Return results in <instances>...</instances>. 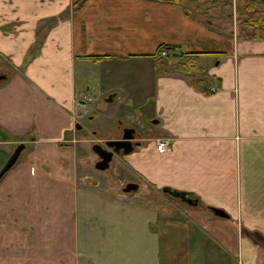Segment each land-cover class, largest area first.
Masks as SVG:
<instances>
[{
  "label": "crops",
  "instance_id": "obj_1",
  "mask_svg": "<svg viewBox=\"0 0 264 264\" xmlns=\"http://www.w3.org/2000/svg\"><path fill=\"white\" fill-rule=\"evenodd\" d=\"M201 17L134 0H0V170L25 146L0 181V264H264V40ZM188 57L206 74L199 85L174 70ZM83 96L126 106L103 141L135 132L140 145L119 158L127 184L198 205L80 178ZM147 101L151 120L137 127Z\"/></svg>",
  "mask_w": 264,
  "mask_h": 264
},
{
  "label": "rangeland",
  "instance_id": "obj_2",
  "mask_svg": "<svg viewBox=\"0 0 264 264\" xmlns=\"http://www.w3.org/2000/svg\"><path fill=\"white\" fill-rule=\"evenodd\" d=\"M215 1L216 0H186L185 5L190 7L191 14H195L200 17L202 16L201 18L203 19L213 20L214 18H217L218 15V24L225 25V27H228V31H234L239 37L241 35V28L239 26L237 13L235 11L236 0L231 1L232 11H229L228 8L223 6V4L228 2V0H223L222 2ZM174 61L175 60L172 59L168 62L172 63ZM150 106V101H147L146 109L140 108L138 111L139 117L137 116V119L135 120L132 119V121H135V125L138 124L136 125L137 127L141 126V128H144L149 125L151 116L146 110H148ZM92 108L93 114L90 116L92 119L90 120L89 118H85L80 121L82 130L75 138L78 141V144L76 145L79 147L83 165H81V167H77L78 176L80 178L85 176L84 178L88 183H90L91 187L97 188V190H102L104 185H108L110 183L111 186L115 187L116 190L121 192V189L127 185L129 180H131L130 178H132V176H129L125 162L121 161L122 159L120 160L119 158L114 157L110 163L109 169L103 172L96 171L94 169V165L98 159L92 153L91 148L93 145H101L98 143L99 140L107 138L110 134L115 135L118 133V123L121 122L122 118L119 116V113L122 110L125 111L126 106H122L121 110H119V103L108 105L101 100L98 103L93 104ZM92 133L95 134V137L91 135ZM98 184H100L99 187L97 186ZM143 195L157 199L161 198L162 196L163 198L161 199L171 200L180 206H186L176 200H172V198L169 199L166 195L160 196L159 194H153L152 192L145 191L144 188H142L139 193L135 195H128V197L138 199L139 197H143ZM6 251L7 249L5 248L4 253ZM228 264H237V262L235 263V260L233 261V259L230 258Z\"/></svg>",
  "mask_w": 264,
  "mask_h": 264
},
{
  "label": "trees",
  "instance_id": "obj_3",
  "mask_svg": "<svg viewBox=\"0 0 264 264\" xmlns=\"http://www.w3.org/2000/svg\"><path fill=\"white\" fill-rule=\"evenodd\" d=\"M134 1H143L150 2L159 5H167L172 7H182L185 6L186 0H134ZM208 1V0H204ZM217 2H222L223 0H216ZM215 1V2H216ZM232 0H228L223 4L224 7L228 8L229 11H232ZM235 11L237 13V19L239 26L241 28L240 39L244 41H262L264 40V2L260 0H236ZM173 49L168 46H160L157 52V55L161 57L162 53H165V60H170L173 58L171 56V51ZM163 59V58H162ZM165 60H163L165 62ZM162 61V62H163ZM160 65L154 68V75L159 74L162 70L161 67L163 64L161 61H158ZM158 65V64H157ZM165 66V65H164ZM175 71L181 73V75L187 79L193 80L195 85H199L206 77V74L200 67H198L197 60L194 57L186 58V62L177 63ZM165 196V195H164ZM189 197L194 198L192 195ZM174 200V199H173Z\"/></svg>",
  "mask_w": 264,
  "mask_h": 264
},
{
  "label": "water",
  "instance_id": "obj_4",
  "mask_svg": "<svg viewBox=\"0 0 264 264\" xmlns=\"http://www.w3.org/2000/svg\"><path fill=\"white\" fill-rule=\"evenodd\" d=\"M264 2V0H260ZM112 99L110 100V102ZM135 132L133 130H125L121 136L120 140L109 141L104 144V147L101 145H93L91 150L92 153L97 157L98 161L94 165V169L99 172H103L107 170L110 166L114 157L121 158L128 154L134 152L136 147H138L139 143H134ZM25 149L23 144L17 145L9 157L8 161L5 163L3 168L0 170V181L4 177V175L9 172L14 165L18 162V159ZM140 187L136 184L129 183L124 186L122 189V193L124 194H135L138 192ZM163 195H166L179 203L186 205L187 207H196L198 205V201L194 198H191L186 193L170 190L168 188H164L161 190ZM210 212L214 217L219 219H229V216L220 209L210 208Z\"/></svg>",
  "mask_w": 264,
  "mask_h": 264
},
{
  "label": "built area",
  "instance_id": "obj_5",
  "mask_svg": "<svg viewBox=\"0 0 264 264\" xmlns=\"http://www.w3.org/2000/svg\"><path fill=\"white\" fill-rule=\"evenodd\" d=\"M165 56V53L161 54V58H164ZM94 101L95 99L90 96H83L77 101L75 110L72 114L74 123H78L80 120L85 119L90 114ZM154 144L157 152L160 154L169 153L171 151L172 142L166 137L154 139Z\"/></svg>",
  "mask_w": 264,
  "mask_h": 264
},
{
  "label": "flooded vegetation",
  "instance_id": "obj_6",
  "mask_svg": "<svg viewBox=\"0 0 264 264\" xmlns=\"http://www.w3.org/2000/svg\"><path fill=\"white\" fill-rule=\"evenodd\" d=\"M126 130H127V129H126ZM123 131H125V130H123ZM123 131H122V132H123ZM133 135H134V134H133ZM134 136H135V135H134ZM107 142H109V141H103V140H99V142H98V143H99V144H101V146H103V147H104V144H105V143H107ZM13 151H14V150H13ZM12 153H13V152H12ZM10 156H11V155H10ZM8 159H9V158H8Z\"/></svg>",
  "mask_w": 264,
  "mask_h": 264
}]
</instances>
